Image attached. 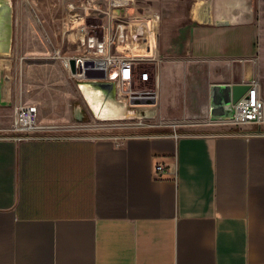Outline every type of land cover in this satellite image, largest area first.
Wrapping results in <instances>:
<instances>
[{"label": "crops", "instance_id": "obj_1", "mask_svg": "<svg viewBox=\"0 0 264 264\" xmlns=\"http://www.w3.org/2000/svg\"><path fill=\"white\" fill-rule=\"evenodd\" d=\"M204 1L120 10L152 118L0 135V264H264V114L210 118L216 83L256 78L264 103V0ZM29 23L12 15L10 54Z\"/></svg>", "mask_w": 264, "mask_h": 264}, {"label": "built area", "instance_id": "obj_2", "mask_svg": "<svg viewBox=\"0 0 264 264\" xmlns=\"http://www.w3.org/2000/svg\"><path fill=\"white\" fill-rule=\"evenodd\" d=\"M135 2L136 0H104V5H101V0L66 1L59 32L60 40L48 38L50 56L58 61L73 81L84 79L87 72L103 70L106 79L114 80L118 98H140L151 94L152 90L147 85L150 73L145 65L152 56L147 55L148 52L144 49L138 50L128 40V31L135 27L137 19H117L123 10ZM32 10L37 21L42 23L35 9ZM151 14L154 19H150V26L155 29L158 13L152 11ZM103 16L112 19H100ZM91 17L98 18L99 21H87ZM64 38L74 43V50H62L61 43ZM137 81L145 86H136ZM257 85V79L252 78L247 90L232 103L230 120L259 122L263 118L264 103L258 95ZM36 120L37 111L34 105L14 104L8 135L14 140L32 137V132L40 129ZM154 169L161 172L163 165L155 163Z\"/></svg>", "mask_w": 264, "mask_h": 264}, {"label": "rangeland", "instance_id": "obj_3", "mask_svg": "<svg viewBox=\"0 0 264 264\" xmlns=\"http://www.w3.org/2000/svg\"><path fill=\"white\" fill-rule=\"evenodd\" d=\"M66 1L69 0H11L14 19L16 16V19L30 20V23L22 28L23 38H26L22 46H26V49L0 58L9 62L8 66L2 68L8 79L5 98L9 102L0 105V135L10 133L12 107L17 103L34 105L37 111L36 122L42 126V131L48 134L74 132L81 125H99L102 128L105 127V122L120 120L94 118L76 83L61 68L58 61L50 56L48 38L60 40L59 32ZM101 2V5H104V0ZM32 9H35L42 23L37 21ZM87 21L98 22L99 19L91 17ZM61 46L62 50L70 49L67 44L63 45V42ZM86 91L89 97L93 98L92 90ZM73 101L80 102L84 107L87 113L85 120L73 117Z\"/></svg>", "mask_w": 264, "mask_h": 264}, {"label": "water", "instance_id": "obj_4", "mask_svg": "<svg viewBox=\"0 0 264 264\" xmlns=\"http://www.w3.org/2000/svg\"><path fill=\"white\" fill-rule=\"evenodd\" d=\"M209 0L202 2L204 5ZM200 19L202 21L206 20ZM12 41V3L11 0H0V58L10 55ZM5 63V64H4ZM8 61L0 59V105L9 101L6 100L7 75L3 71V66H8ZM73 69V61H70ZM4 64V65H3ZM76 86L83 95L87 107L92 116L97 119H126L142 118L149 119L155 115V105L151 101L140 99L137 96L118 98L115 94V82L104 77L103 70L87 72L84 79L74 80ZM249 83H216L211 87L210 95V118L230 119L232 117V103L243 94ZM87 89L98 92L99 106L95 107L96 98H90ZM107 111H100V107L105 106ZM72 115L78 120H85L87 113L78 101H73Z\"/></svg>", "mask_w": 264, "mask_h": 264}, {"label": "bare ground", "instance_id": "obj_5", "mask_svg": "<svg viewBox=\"0 0 264 264\" xmlns=\"http://www.w3.org/2000/svg\"><path fill=\"white\" fill-rule=\"evenodd\" d=\"M94 92V91H93Z\"/></svg>", "mask_w": 264, "mask_h": 264}]
</instances>
